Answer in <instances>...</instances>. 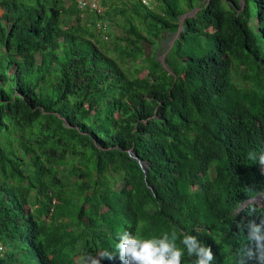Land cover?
<instances>
[{
    "label": "trees",
    "instance_id": "obj_1",
    "mask_svg": "<svg viewBox=\"0 0 264 264\" xmlns=\"http://www.w3.org/2000/svg\"><path fill=\"white\" fill-rule=\"evenodd\" d=\"M98 1L0 0V264H121L120 232L173 226L237 264L264 218V0Z\"/></svg>",
    "mask_w": 264,
    "mask_h": 264
},
{
    "label": "clouds",
    "instance_id": "obj_2",
    "mask_svg": "<svg viewBox=\"0 0 264 264\" xmlns=\"http://www.w3.org/2000/svg\"><path fill=\"white\" fill-rule=\"evenodd\" d=\"M249 159H258L264 166V155L257 158L255 153H250ZM241 229L247 234L248 244L237 253V264H264V218L259 222L249 220ZM117 240L115 247L121 264H183L185 256L192 258L193 264H213L215 260L212 247L202 243L197 235L175 226L153 238H143L138 230L134 233L124 230ZM114 258L113 252L104 249L95 254L85 253L83 264H103L104 260Z\"/></svg>",
    "mask_w": 264,
    "mask_h": 264
},
{
    "label": "built area",
    "instance_id": "obj_3",
    "mask_svg": "<svg viewBox=\"0 0 264 264\" xmlns=\"http://www.w3.org/2000/svg\"><path fill=\"white\" fill-rule=\"evenodd\" d=\"M80 9L84 11H97L103 13L104 9L101 7L98 0H78ZM98 29L105 32L107 29L106 24H98ZM107 39V36H104Z\"/></svg>",
    "mask_w": 264,
    "mask_h": 264
},
{
    "label": "water",
    "instance_id": "obj_4",
    "mask_svg": "<svg viewBox=\"0 0 264 264\" xmlns=\"http://www.w3.org/2000/svg\"><path fill=\"white\" fill-rule=\"evenodd\" d=\"M209 1H210V0H209ZM241 3H242V5H243V0H241ZM196 11H198V9H196L194 12H196ZM188 16H192V14H189V15H186V16L183 17V19H182V21H181V24H180L179 32L182 31V29H183V25H182V24H183V21H184ZM179 32L177 33L176 38H177V36H179ZM176 38H175V39H176ZM175 39L171 42V44H170L171 47L173 46ZM165 56H166V54H164V55L162 56V58H161V63H162V65L166 68L165 61H164V60H165ZM131 155H132L135 159L139 160L138 156H137L135 153L131 152ZM139 162H140V165H141V167L143 168L144 172L146 173V180H147V176H148V166H147L146 163H143V162H141V161H139ZM150 188H151V190H153L152 187H150ZM253 201H254V200H251L250 202H253Z\"/></svg>",
    "mask_w": 264,
    "mask_h": 264
},
{
    "label": "rangeland",
    "instance_id": "obj_5",
    "mask_svg": "<svg viewBox=\"0 0 264 264\" xmlns=\"http://www.w3.org/2000/svg\"><path fill=\"white\" fill-rule=\"evenodd\" d=\"M169 45V41L165 44V47H167ZM256 202H258L259 204H263L264 203V197L263 196H259V198L256 200ZM80 264H83V259H81L79 261Z\"/></svg>",
    "mask_w": 264,
    "mask_h": 264
}]
</instances>
